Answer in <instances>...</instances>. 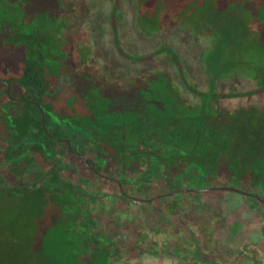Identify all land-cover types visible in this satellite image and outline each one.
<instances>
[{
	"label": "rangeland",
	"instance_id": "374dc122",
	"mask_svg": "<svg viewBox=\"0 0 264 264\" xmlns=\"http://www.w3.org/2000/svg\"><path fill=\"white\" fill-rule=\"evenodd\" d=\"M24 4L32 9L35 2ZM39 7L44 11L42 28L50 33L39 37L41 47L17 51L14 46L6 54L0 45V81L11 82V97L5 90V99H0V119L6 125L0 146L8 151L2 154L6 165L0 174V264H107L119 248L111 226L120 229L122 221H131L128 206L121 210L113 203L130 196L123 190L106 194L102 188L115 183L125 184L124 190L136 187L137 180H121L122 167L132 164L141 181H163L165 201L180 191L183 181L195 177L198 189L215 183L239 188L242 194L264 191V0H41ZM123 25L125 44L112 46L111 34ZM162 47L174 51L199 90L209 85L200 79L196 60L204 52L207 76L216 77L219 91L254 89L247 99L257 100V92L263 99L228 112L230 104L220 97L203 105V97L179 79L178 64ZM156 51L158 62L130 59ZM25 55L37 72L46 70L44 81L54 86L44 97L45 130L36 104L18 99L24 98L16 82ZM155 69L150 76L148 71ZM132 75L156 89L150 98L161 100V116L170 121L168 134L185 142L166 144L176 157L164 164L152 162L153 151L148 150L154 143L148 135L127 147L121 141L124 132L143 124L129 106L112 102L120 96L114 86L125 87ZM71 79L73 85L68 84ZM0 92L4 96L1 84ZM192 113L204 115L197 118L200 123L210 121L213 136L206 134L209 127L180 121ZM115 119L119 124L114 125ZM157 196L148 192L150 201ZM145 210L143 218L156 214Z\"/></svg>",
	"mask_w": 264,
	"mask_h": 264
},
{
	"label": "trees",
	"instance_id": "16d2710c",
	"mask_svg": "<svg viewBox=\"0 0 264 264\" xmlns=\"http://www.w3.org/2000/svg\"><path fill=\"white\" fill-rule=\"evenodd\" d=\"M24 1L25 0H10V1L0 0V45L3 46L4 49L7 48L6 54L11 52V50L8 51V49L14 48V46H18V48H16L17 51L23 50L22 49L23 47L32 48L34 45H37V47L39 48L42 46V43H44V41L40 42L39 40H41L43 36L47 35V33H48V36L50 35L49 32L44 31L46 30V28L45 29L42 28L41 19L42 20L44 19L43 18L44 11L43 13H41L42 11L40 10V7H39L41 5V0H34L35 5L32 9L29 8L27 4H24ZM165 17H166V13H165ZM167 27H165L164 29H166ZM123 28H124V25L120 28L119 31H116L114 32V34H111L110 42L112 46L114 43L117 44L118 46L120 42L122 44H125L121 38L122 37L121 30ZM137 35L145 39L148 38L147 36H144L143 34H137ZM40 36L41 38H39ZM131 50L132 49H130V51ZM162 50L166 51L165 53H167L166 54L167 56L169 55L172 56V59L178 64L177 71L179 74V79L186 85V87L189 90L193 91V93L195 94H198L199 97H203L204 99V100L202 99L203 105L210 98L217 100L220 97L221 98L220 102H224L227 100V103L230 104V106H228V110H227L228 112L235 108L241 107L240 106L241 104H246V105H243V107L245 106L248 107L249 106L248 103L253 102V101L254 102L258 101V99L259 100L263 99L261 98L263 96L261 92H257V98H258L257 100L247 99L250 94L256 92L254 89L247 91V92H242V91L234 92L233 90L229 92L219 91L217 89L218 83L216 81L217 80L216 77H213L212 79L209 77V75L207 76L206 71L208 69L206 67V64L208 63H207L206 54L204 52H201V53L199 52L196 56V60L198 64V69H200L201 71V73L199 72L201 74L200 79L206 78L209 85L207 88L199 90L198 88H196V85L195 86L192 85V83L188 80L187 75L183 73L182 71L183 67L181 64L177 62L178 56L174 53V51H172L171 49H167V47H162ZM32 53L33 51L30 49L29 54H32ZM154 54H157V55L154 56ZM158 55H159L158 51H156V53L154 52V53L144 54V55L138 54L137 56H132L130 59L131 61H138L142 63L149 62V61L158 62V59H157L159 58ZM40 57L42 58L43 55H41ZM20 62H21L20 69L22 70L23 74H22L21 79L18 82H16L17 88L19 89L22 97L27 98L32 101L34 100L35 102L40 103L42 106L41 108L43 109L44 108L43 103L45 102L44 97L48 93L49 89L54 88V86L44 81V78H45L44 75H46L45 74L46 70L45 71L43 70L42 73L40 70L37 72V69L33 66L31 62V57L29 55L23 56ZM111 64L115 65V63L113 62ZM212 67H216V65L210 66V69ZM155 68H158V67H155ZM156 71L158 70L155 69L154 71H148V72L150 76H152L154 73H156ZM139 75L130 76V80L127 82L125 87L119 86V88L116 89V86H114L112 90L116 94H120V96L117 98L118 100L112 101L113 103H115V107H118L119 105L129 106V110H134L135 111L134 114H137L138 119L140 120V123L141 122L143 123L142 125L140 124V126L137 127L136 129H134V131L130 130L131 132H128V134H125V132L122 131L124 132V134L121 137L122 138L121 141H123L125 143L124 145L127 147L126 145L127 143H136L135 141H137L138 137L140 136L143 137V136L148 135L150 139L152 140V143H154L153 148H150L148 150V154H149V151L150 152L153 151V154L150 156L154 160L152 162L154 163L157 159L158 160L157 163H159L161 160L162 163L164 164L165 160H169V159L171 160L172 158L175 159L174 157H176V156L173 157V155L169 153V150L165 148V146H167L166 144H175V146H179V144L181 143L183 144L185 142L184 141L178 142V140L176 141V139L178 138L174 137V134L172 133L168 134L167 126H169L170 121L167 116H161L162 112H164L163 111L164 107L160 103L161 100L150 98L152 97L151 96L152 92L156 93L155 91L156 89L155 90L154 88L149 89V87L141 85L138 78H135L136 76H139ZM10 83L11 82H9V85ZM73 83H74V79L73 80L71 79V82L70 81L68 82V84L70 85H73ZM0 84L2 87V95H4L0 97V99H5L6 86L2 82H0ZM211 86H213L214 90L210 89ZM50 103H53V101L51 100ZM148 105H150L151 108H149ZM224 109L226 110L227 108H224ZM201 117H204V115H202L201 113H199V115H197L196 113H192L190 115V119L192 118L191 119L192 121L188 119L187 115H184V117H182L180 121L185 122L188 120L190 127L194 126L199 129H200V126H203V125L205 126L204 129L209 127V130L206 132V134L213 136L214 132L212 131V129L210 128L208 124L210 121L203 120L202 123H200L197 120V118H201ZM116 124H119V123L115 119L114 125ZM217 126H222V125L219 123V124H216V127ZM40 129L42 131L41 127ZM161 129H162V133H161V139H160L159 133ZM163 133H167L168 135L163 136ZM187 142L189 141H186V143ZM160 143L162 144V147H160L161 149L159 148ZM154 147L157 149V151L154 150ZM206 158H209V157H206ZM202 166H206V165H199V168H201ZM130 168H131L130 171L132 172L130 176H135L136 179H138L139 178L137 177L138 171L136 170V168L134 169L133 164L126 167V169H130ZM202 171L204 170L202 169ZM251 181L254 182L253 178L251 179ZM257 190L260 191L261 188L260 189L257 188Z\"/></svg>",
	"mask_w": 264,
	"mask_h": 264
},
{
	"label": "crops",
	"instance_id": "0c3cea01",
	"mask_svg": "<svg viewBox=\"0 0 264 264\" xmlns=\"http://www.w3.org/2000/svg\"><path fill=\"white\" fill-rule=\"evenodd\" d=\"M225 202L220 200L217 205L199 209L177 207L176 219L181 223H173L160 238L151 234L145 239L133 238V242L130 238L114 241L119 248L107 264H264V238L259 234L252 239L244 237L251 225ZM156 221L159 228L164 227L162 222L159 224L161 220ZM169 233L175 236L167 237ZM132 244H140L142 251L131 252Z\"/></svg>",
	"mask_w": 264,
	"mask_h": 264
},
{
	"label": "flooded vegetation",
	"instance_id": "af4514ba",
	"mask_svg": "<svg viewBox=\"0 0 264 264\" xmlns=\"http://www.w3.org/2000/svg\"><path fill=\"white\" fill-rule=\"evenodd\" d=\"M32 101V100H31ZM35 101L30 103H34ZM35 104V103H34ZM40 104V103H39ZM41 106V104H40ZM42 107V106H41ZM1 117V114H0ZM5 122L3 119H0V136L4 135L5 130ZM4 152H8L6 148H2L0 146V174L2 175L5 172V163L2 162ZM70 161V160H69ZM73 162L76 164V168H78V171L83 169L82 164L75 158ZM130 169H126V167H122L121 173L123 176V179L127 182H137L136 187L129 186V190L125 189V184L115 183L112 185V188L110 189L107 186L103 185L102 182L100 183L103 185L102 191L106 194H117L119 191L123 190L125 194L128 193L130 198H125L118 200L117 202H114L113 205L115 208L122 207L121 210L125 208V206H128V210L130 209V222L129 220H124L121 222L123 226L120 227V229L113 227V236L114 239L117 242V239L120 240H130L133 238H139L145 239L147 236H159L163 237L164 233L168 229H170V226H174L173 223L177 224L178 222L181 223V220L176 219L179 218V215H177L176 211L178 210L177 207H183L182 210H186L189 206L197 207V209L202 208L204 206L208 207V204L210 205H217L218 201L225 200V204L227 206L233 207V212H237L246 224L251 225L250 233H247V235L250 239L254 237L255 234H259L261 239L264 238V193L260 191H254L247 189L244 191V194H242L243 190L239 188L232 187L233 189H230V187H227L225 185H217L213 183L211 187L208 188H200L198 189V186H196V177L195 179H191L189 182L183 181L182 185H179L180 191L177 190V192L169 194L173 195V197L165 201L163 195L168 193V190L166 188V185L163 183L162 180L159 178H150L149 180H143L141 181L140 178L136 179L135 176H130L132 172ZM164 171V169H162ZM82 171V170H81ZM70 175L73 177L75 175L74 172H70ZM3 176V175H2ZM157 181V182H156ZM159 181V182H158ZM107 184V183H106ZM166 190V192H165ZM239 190V191H237ZM151 191V194H158V196L151 201L148 200V192ZM153 192V193H152ZM147 193V194H146ZM148 200V201H147ZM215 201V202H214ZM151 202V206H146L144 203ZM148 205V204H147ZM147 208L154 209L156 214L153 216L141 217V212H145ZM212 210V209H211ZM210 212V211H209ZM212 212V211H211ZM159 221V224L162 222L164 224V227L159 228L157 226V221ZM111 222V220H108ZM156 221V223L152 222ZM248 221V222H246ZM112 225V222H111ZM159 229H158V228ZM157 228V229H156ZM118 230V231H117ZM160 230V232H159ZM154 231L157 232V234H154ZM119 232V235L118 233ZM237 232H240V230L237 229ZM253 232V235L252 233ZM188 233V232H187ZM241 233V232H240ZM243 233V232H242ZM175 236L173 233H169L167 237ZM263 246V245H260ZM146 247V246H145ZM152 248V246H150ZM171 247V246H170ZM133 253H138L141 250L140 244H132L131 245ZM264 248V247H262ZM167 251V250H165ZM169 251V250H168ZM262 252V249H260ZM264 252V250H263ZM111 264V263H110Z\"/></svg>",
	"mask_w": 264,
	"mask_h": 264
},
{
	"label": "water",
	"instance_id": "95a60500",
	"mask_svg": "<svg viewBox=\"0 0 264 264\" xmlns=\"http://www.w3.org/2000/svg\"><path fill=\"white\" fill-rule=\"evenodd\" d=\"M0 82H2V81H0ZM5 82V81H4ZM5 84H6V91H7V94L9 95V97H11V95H10V85L8 84V82H5ZM19 100H25V101H27V102H33V101H31V100H29V99H25V98H18ZM35 104H36V106L38 107V109H39V112H40V114H41V120H42V126H43V129L45 130V126H44V122H45V116H44V112H43V110H42V108H41V106H40V104L38 103V102H34ZM230 189H233V188H230ZM237 191H239V190H237Z\"/></svg>",
	"mask_w": 264,
	"mask_h": 264
}]
</instances>
